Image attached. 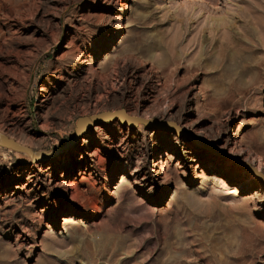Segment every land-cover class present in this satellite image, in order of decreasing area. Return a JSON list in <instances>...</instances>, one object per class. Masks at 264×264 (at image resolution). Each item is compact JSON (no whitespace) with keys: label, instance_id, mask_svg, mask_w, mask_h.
<instances>
[{"label":"rangeland","instance_id":"rangeland-1","mask_svg":"<svg viewBox=\"0 0 264 264\" xmlns=\"http://www.w3.org/2000/svg\"><path fill=\"white\" fill-rule=\"evenodd\" d=\"M2 125L0 264H264V0H0Z\"/></svg>","mask_w":264,"mask_h":264},{"label":"water","instance_id":"water-1","mask_svg":"<svg viewBox=\"0 0 264 264\" xmlns=\"http://www.w3.org/2000/svg\"><path fill=\"white\" fill-rule=\"evenodd\" d=\"M116 119L119 120L121 123H128L132 127H135L139 122L144 123V124L156 125L159 127H165L174 132L178 131L179 134H184V135H187L188 137L191 136L196 143L205 146V144H203L202 141L196 138V136L193 133L184 132L183 129H181V127L179 128L173 122L159 121L154 118L146 119L143 117L131 116L124 109H120L117 111H105V112H101L98 114H91V115L82 116L78 118L76 120V125L74 129V132H75L74 138H76V136L77 137L80 136L82 130L86 129L87 127L91 125L99 124V123L106 122V121L116 120ZM0 145L11 148L13 150L24 152L27 155H29L34 161H42V160L48 159L46 155V152H48L47 150H42V151L32 150L28 146L18 143L17 141L7 137L1 132H0ZM206 146L214 150V148H212L211 146L209 145H206ZM214 151H217V150L215 149ZM230 158L236 161L240 166L245 167L251 174L257 176L259 179H261L264 182V173L259 171L257 167L253 165L251 166L249 163L239 158H235V157H230Z\"/></svg>","mask_w":264,"mask_h":264},{"label":"bare ground","instance_id":"bare-ground-1","mask_svg":"<svg viewBox=\"0 0 264 264\" xmlns=\"http://www.w3.org/2000/svg\"><path fill=\"white\" fill-rule=\"evenodd\" d=\"M133 113L134 114H137L138 112H137V110L136 111H133ZM133 114V115H134ZM142 114V116L144 117L146 114H143V113H141ZM162 117H165L166 119L167 118H173L172 116H171V114L169 113V111H164L163 113H162ZM174 119V118H173ZM119 121V120H118ZM120 122V121H119ZM176 122H177V124H179L184 130H187V128H186V126L184 125V124H182L180 121H179V119L178 120H176ZM121 123V122H120ZM124 124V123H123ZM128 124V123H127ZM96 125V124H95ZM176 125V124H175ZM137 126V125H136ZM177 126V125H176ZM88 128V127H87ZM86 128V129H87ZM85 129H83L82 130V132L84 131ZM189 130V129H188ZM8 127L7 126H3L2 125V127L0 126V132H5L7 135H9L10 136V134H8ZM81 132V133H82ZM175 132H178V131H175ZM198 136H199V134H197ZM190 138H192L191 136H189ZM193 139V138H192ZM194 140V139H193ZM219 137L217 136L216 138H214L213 140H211L210 141V143L212 144V145H217L218 144V142H219ZM17 142L19 143V141L17 140ZM219 146V145H218ZM6 148H8V147H6ZM213 148V147H212ZM11 149V148H10ZM13 150V149H12ZM215 150V149H214ZM15 151H17V150H15ZM37 154H38V152H37ZM203 154V153H202ZM29 156V155H28ZM195 157L197 158V159H199V158H201V154H198V155H195ZM32 159V158H31ZM191 160H193V159H191ZM160 163V162H159ZM161 169H163V168H161ZM259 170V169H258ZM260 171V170H259ZM218 181H219V183H220V185H224V186H227V183H226V181L224 180V179H222V178H219L218 179Z\"/></svg>","mask_w":264,"mask_h":264}]
</instances>
